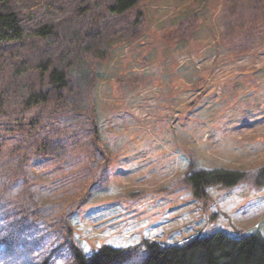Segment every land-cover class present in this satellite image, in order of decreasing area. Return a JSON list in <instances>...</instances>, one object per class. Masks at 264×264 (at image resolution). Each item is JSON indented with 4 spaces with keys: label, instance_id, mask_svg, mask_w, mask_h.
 <instances>
[{
    "label": "rangeland",
    "instance_id": "obj_1",
    "mask_svg": "<svg viewBox=\"0 0 264 264\" xmlns=\"http://www.w3.org/2000/svg\"><path fill=\"white\" fill-rule=\"evenodd\" d=\"M114 3L0 0V16L20 20L11 41L0 31L1 201L14 210L31 186L37 203L22 232L26 212L0 201V238L6 228L25 254L5 259L2 246L0 264H69L55 220L88 256L137 248L132 263L143 240L264 236V0H141L126 14ZM44 27L54 35L38 37ZM47 61L69 85L27 108ZM201 169L246 177L197 197L188 180Z\"/></svg>",
    "mask_w": 264,
    "mask_h": 264
},
{
    "label": "trees",
    "instance_id": "obj_2",
    "mask_svg": "<svg viewBox=\"0 0 264 264\" xmlns=\"http://www.w3.org/2000/svg\"><path fill=\"white\" fill-rule=\"evenodd\" d=\"M114 5L109 10L116 14H126L136 9L140 5L141 0H114ZM145 16L144 12H138L137 22H140ZM19 17L17 14L0 16V31L1 38L6 41H11L19 35ZM54 27H44L37 32L40 38H47L54 35ZM40 73L42 89L40 92L31 94L26 99L25 106L38 107L47 106L50 102H58L62 99L65 89L69 83L66 73L54 69V63L47 61L40 64L38 67ZM45 88V90H44ZM48 88V89H46ZM96 139V138H95ZM40 146L36 152L37 156H43V160H47L48 154L37 136L34 138ZM27 154V153H26ZM21 162H27L30 158L27 155L23 157ZM19 170L24 174L26 180L29 179L26 170L19 167ZM261 175L264 177V168L261 169ZM246 174L230 171L225 169L215 170H198L193 172L189 177V184L194 191L195 196L202 197L203 189L214 185H224L232 187L238 185L244 180ZM4 186V185H3ZM2 185H0V189ZM31 186L25 188L22 195L19 197L14 210L6 206L1 199L2 191H0V201L4 205V212H26L25 218L18 224V231L27 228V222H33V215L37 203L31 193ZM29 221H26L25 219ZM58 222L59 227L64 230L63 248H67L69 252V264H264V236L259 232L246 234L244 237L235 238L231 235L218 231L211 235H203L198 237H190L186 242L176 245H165L163 242L143 240L144 254L136 263L130 262L135 255L137 248H115L110 245L101 246L94 249L93 253L88 256L85 254L71 239L74 229L70 227L65 220L60 222L55 220L51 225ZM22 223V224H21ZM3 231L4 237L0 238V248L5 259L15 257L22 261L25 256L23 250H18V243L11 239L7 229ZM11 232V231H10ZM17 232V231H15ZM9 234V235H7ZM32 252V249L29 250ZM134 251V252H133ZM57 254V250L54 251ZM45 264H50V259L46 260Z\"/></svg>",
    "mask_w": 264,
    "mask_h": 264
},
{
    "label": "snow or ice",
    "instance_id": "obj_3",
    "mask_svg": "<svg viewBox=\"0 0 264 264\" xmlns=\"http://www.w3.org/2000/svg\"><path fill=\"white\" fill-rule=\"evenodd\" d=\"M88 251H90V250H88V249H85V252H88Z\"/></svg>",
    "mask_w": 264,
    "mask_h": 264
}]
</instances>
